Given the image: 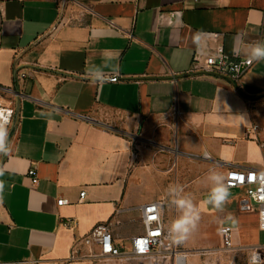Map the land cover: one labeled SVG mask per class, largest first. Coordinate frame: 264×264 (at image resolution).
I'll return each instance as SVG.
<instances>
[{"label":"crops","instance_id":"0c3cea01","mask_svg":"<svg viewBox=\"0 0 264 264\" xmlns=\"http://www.w3.org/2000/svg\"><path fill=\"white\" fill-rule=\"evenodd\" d=\"M261 41L264 0H0V88L22 96L0 163V264H145L70 255L98 224L129 254L153 202L167 230L170 185L201 210L185 250L220 248L225 226L231 248L264 247L240 191L222 211L205 203L210 169L224 181L264 170V61L240 88L201 70L210 55L247 59L233 49ZM105 62L116 81L92 84L87 70ZM176 248L174 264H186Z\"/></svg>","mask_w":264,"mask_h":264},{"label":"built area","instance_id":"2783aa9c","mask_svg":"<svg viewBox=\"0 0 264 264\" xmlns=\"http://www.w3.org/2000/svg\"><path fill=\"white\" fill-rule=\"evenodd\" d=\"M252 63H248L247 59L232 60L226 55L215 54L207 56L203 60L201 70L203 75L222 79L240 88V80L252 66ZM24 78L25 74L15 69L13 72L15 85ZM108 81L114 82L116 77L113 76ZM21 98L22 96L19 95L15 88L13 90L0 88V122L5 123L7 129H12L15 126ZM28 174L33 176L34 172L30 171ZM224 183L229 190L240 191L242 197L240 200L241 211L256 212L258 227L261 231H264V170H231L227 172ZM83 195L84 193H81L79 195L80 198ZM56 204L57 206H62L68 204V202L67 200L59 199ZM163 209V201L153 202L141 208V220L144 224L145 232L130 240L129 254L123 255L119 248L115 246L108 224H98L87 235L75 242L71 249V260L98 258L143 259L150 261L172 253L173 242L162 225ZM219 235L222 245L225 248H231V228L228 226L221 227ZM263 251L264 247L252 250L250 255L252 264H259L263 261Z\"/></svg>","mask_w":264,"mask_h":264},{"label":"clouds","instance_id":"9594fccd","mask_svg":"<svg viewBox=\"0 0 264 264\" xmlns=\"http://www.w3.org/2000/svg\"><path fill=\"white\" fill-rule=\"evenodd\" d=\"M233 55H245L248 63L264 61V41L248 44L241 49L234 48ZM109 67L110 65L105 62L102 65H94L88 69L87 77L90 82L94 85H103L108 82L109 77L105 70ZM112 70L117 69L113 68ZM10 151L11 144L8 141V129L5 123L0 122V155H8ZM3 174L4 170L0 169V176H3ZM208 179L212 187L205 203L222 211L231 193L224 183L223 175L215 169L209 170ZM3 189L4 181L0 180V193L3 192ZM168 195L170 198L169 203L176 211V218L170 223L167 234L173 243L183 244L198 229L201 210L190 195L184 194L183 187L180 185H170Z\"/></svg>","mask_w":264,"mask_h":264},{"label":"rangeland","instance_id":"374dc122","mask_svg":"<svg viewBox=\"0 0 264 264\" xmlns=\"http://www.w3.org/2000/svg\"><path fill=\"white\" fill-rule=\"evenodd\" d=\"M261 120L262 123H264V118H261ZM11 135L12 130L8 128V141ZM261 145L264 147V142H261ZM4 157L5 155H0V163ZM192 241L194 240L189 238L183 244L177 245L176 248L175 254L181 255L177 258H183V256H185L187 260L186 264H252L250 261L252 250L225 248L223 245L220 248L213 250H185L186 247H190L187 243H193ZM260 243L264 244V231L261 233ZM262 254L264 255V251ZM92 260H95L97 263L99 259L95 258ZM145 264H174V257H172V254L169 253L161 258H155L154 260L151 259L150 261L146 260ZM259 264H264V261L260 262Z\"/></svg>","mask_w":264,"mask_h":264}]
</instances>
